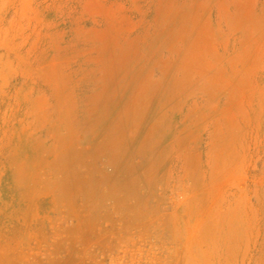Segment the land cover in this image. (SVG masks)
<instances>
[{"label": "rangeland", "instance_id": "374dc122", "mask_svg": "<svg viewBox=\"0 0 264 264\" xmlns=\"http://www.w3.org/2000/svg\"><path fill=\"white\" fill-rule=\"evenodd\" d=\"M0 264H264V0H0Z\"/></svg>", "mask_w": 264, "mask_h": 264}]
</instances>
